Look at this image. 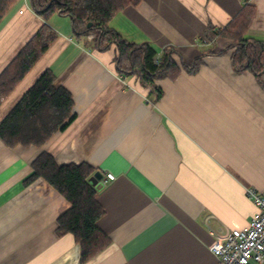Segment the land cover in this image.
<instances>
[{"label":"crops","instance_id":"1","mask_svg":"<svg viewBox=\"0 0 264 264\" xmlns=\"http://www.w3.org/2000/svg\"><path fill=\"white\" fill-rule=\"evenodd\" d=\"M247 3L248 34L264 39V0H141L111 25L191 63L226 46L207 34ZM44 22L30 0L13 3L0 20V73ZM47 22L58 38L2 99L0 121L47 68L72 93L75 117L42 146L0 139V264H216L206 216L219 230L243 228L256 211L248 188L264 191V84L234 71L231 51L211 53L197 72L157 79L156 98L137 74L118 72L114 46L95 48L59 12ZM43 151L116 176L96 193L111 241L85 262L74 235L56 230L71 203L43 177L26 182Z\"/></svg>","mask_w":264,"mask_h":264},{"label":"trees","instance_id":"2","mask_svg":"<svg viewBox=\"0 0 264 264\" xmlns=\"http://www.w3.org/2000/svg\"><path fill=\"white\" fill-rule=\"evenodd\" d=\"M16 0H0V20ZM31 5L45 22L19 50L0 73V103L34 66L38 59L58 38V31L47 20L54 12L71 18L74 33L79 37L93 34L94 44L100 49L116 48V67L120 73L137 74L152 86L155 97L163 94L156 80L176 78L183 70L197 72L207 54H225L231 51L234 71L251 72L264 84V39L250 36L249 27L256 13L255 5L245 4L224 26L215 30V36L228 39L219 52L209 50L191 63L177 61L175 48L161 53L148 42L128 40L112 25L116 14L128 5L141 0H30ZM89 22L91 24L89 25ZM212 29V26H209ZM90 37V35H89ZM203 38H201L202 40ZM159 62H155V58ZM74 98L69 89L56 84V75L47 68L0 121V139L10 147L19 144L42 146L57 131L63 130L74 119ZM30 182L43 177L68 199L71 206L57 219V233H72L80 245V259L85 262L110 243V237L100 228L98 221L105 208L97 199V189L89 181L95 169L87 162L59 164L47 151L32 162Z\"/></svg>","mask_w":264,"mask_h":264},{"label":"built area","instance_id":"3","mask_svg":"<svg viewBox=\"0 0 264 264\" xmlns=\"http://www.w3.org/2000/svg\"><path fill=\"white\" fill-rule=\"evenodd\" d=\"M155 62H159L157 57ZM115 177L113 172H107L101 182L105 185ZM247 191L256 204L247 226L219 230L210 225V216H206L205 224L214 238L211 250L217 257L216 264H264V191L255 188Z\"/></svg>","mask_w":264,"mask_h":264},{"label":"water","instance_id":"4","mask_svg":"<svg viewBox=\"0 0 264 264\" xmlns=\"http://www.w3.org/2000/svg\"><path fill=\"white\" fill-rule=\"evenodd\" d=\"M91 22H89V25ZM104 177V173L101 170H96L89 178V181L92 185L96 187L97 190L103 187L101 179Z\"/></svg>","mask_w":264,"mask_h":264},{"label":"rangeland","instance_id":"5","mask_svg":"<svg viewBox=\"0 0 264 264\" xmlns=\"http://www.w3.org/2000/svg\"><path fill=\"white\" fill-rule=\"evenodd\" d=\"M66 16H68V15H66ZM89 35L91 36L90 38L92 39V41H93V43H94L95 41H94V38H93V36H92L93 34H88V35H85V36L88 37ZM95 48H98V47H95ZM98 49H100V48H98ZM101 50H106V49H101ZM118 72H119V71H118Z\"/></svg>","mask_w":264,"mask_h":264}]
</instances>
